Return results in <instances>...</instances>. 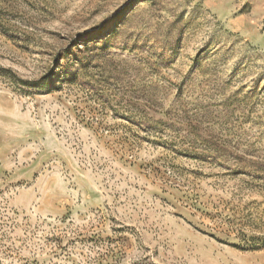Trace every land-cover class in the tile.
Here are the masks:
<instances>
[{"label":"rangeland","instance_id":"rangeland-1","mask_svg":"<svg viewBox=\"0 0 264 264\" xmlns=\"http://www.w3.org/2000/svg\"><path fill=\"white\" fill-rule=\"evenodd\" d=\"M263 2L0 0V264H264Z\"/></svg>","mask_w":264,"mask_h":264},{"label":"crops","instance_id":"crops-1","mask_svg":"<svg viewBox=\"0 0 264 264\" xmlns=\"http://www.w3.org/2000/svg\"><path fill=\"white\" fill-rule=\"evenodd\" d=\"M249 1H252V3H254V5H257V2L259 1V0H249ZM262 1H264V0H262ZM233 4L231 3V6H232ZM263 5H264V2H263Z\"/></svg>","mask_w":264,"mask_h":264}]
</instances>
